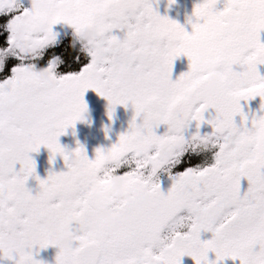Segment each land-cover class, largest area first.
Wrapping results in <instances>:
<instances>
[{
	"label": "snow or ice",
	"instance_id": "1",
	"mask_svg": "<svg viewBox=\"0 0 264 264\" xmlns=\"http://www.w3.org/2000/svg\"><path fill=\"white\" fill-rule=\"evenodd\" d=\"M217 2L194 5L189 33L155 0H0V261L44 264L35 252L54 246V264H264V0ZM61 23L79 71H61ZM180 56L188 69L172 80ZM197 64L221 69L206 93ZM89 89L109 119L115 105L133 110L93 159L57 140L82 121ZM256 97L257 110H242ZM41 146L66 171L36 176L29 153Z\"/></svg>",
	"mask_w": 264,
	"mask_h": 264
},
{
	"label": "flooded vegetation",
	"instance_id": "2",
	"mask_svg": "<svg viewBox=\"0 0 264 264\" xmlns=\"http://www.w3.org/2000/svg\"><path fill=\"white\" fill-rule=\"evenodd\" d=\"M200 0H174L169 3V0H155L153 7L158 15L166 16L168 19L173 20L180 24L186 32H191V24L188 23V18L192 15L193 7ZM224 0H218L216 9L220 10L223 7ZM195 22V21H194ZM53 31L58 33V38L63 41L60 45L58 52L65 59L61 71L74 70L79 71V65L74 60L76 51L69 47L71 42V28L63 23L54 25ZM260 42L264 43V30L259 34ZM83 57L81 56V59ZM86 63V59L84 60ZM188 61L184 56H180L173 61L172 73L170 79L175 80L181 73L187 71ZM239 70V69H237ZM257 70L261 75H264V65H258ZM84 103L86 105L85 119L77 121L72 127L66 128L64 134L60 135L57 140L58 143L65 149L66 152H70L77 147V144L84 148L85 155L89 159L95 157V150L97 148H107L111 144L115 143L118 136L128 130L129 121L132 118L133 110L130 105H115L112 111V117L109 119L107 115V101L98 96L91 89L86 90L83 96ZM260 100L258 97L253 98L247 102L245 106L241 101L242 110L255 111L259 106ZM107 130V131H106ZM209 129L206 126H202L200 131L206 132ZM163 131V127L158 129ZM210 156V153L208 154ZM30 158L35 164V174L40 179H44L49 171L62 172L66 171V166L63 158L57 154L49 162L50 153L48 149L41 146L36 152L29 153ZM196 161H193L195 163ZM15 167H19L18 165ZM161 180L162 190H167L170 185V181L166 175L161 173L159 176ZM26 186L35 190L37 187L36 180L31 177L26 182ZM247 181L242 179L240 182L241 193L247 190ZM200 238L202 240L210 239V233H201ZM35 251V250H34ZM58 249L54 246H48L44 249H39L35 252L34 259L44 262V264H54L55 256ZM208 259L214 260V253H208ZM0 264H8L7 261H0ZM181 264H194L190 257H182ZM221 264H239L238 260H232L225 258Z\"/></svg>",
	"mask_w": 264,
	"mask_h": 264
},
{
	"label": "clouds",
	"instance_id": "3",
	"mask_svg": "<svg viewBox=\"0 0 264 264\" xmlns=\"http://www.w3.org/2000/svg\"><path fill=\"white\" fill-rule=\"evenodd\" d=\"M92 35H93V33L89 32V31H85L83 33V39L87 40ZM194 54L197 57L203 56V54H204L203 47H199V46L196 47L194 49ZM196 68H197V78H199L201 75H205V74H207L209 76V79H208L207 83L203 84L202 85V89H201L202 92L206 93V92L210 91L213 88L214 82H215L216 79H218L221 69H220L219 66L208 65L207 67H204L203 71L201 72L200 71V69H201V65L200 64H197ZM85 114H86V111L84 113H82V120L85 119ZM113 189H114V191L117 194V199L118 200L123 199L121 191L119 189V182L118 181H113ZM115 216H116L115 213H104L102 219H104L107 222V221H110L111 219H113ZM62 242H66V237H65V240L62 241Z\"/></svg>",
	"mask_w": 264,
	"mask_h": 264
}]
</instances>
